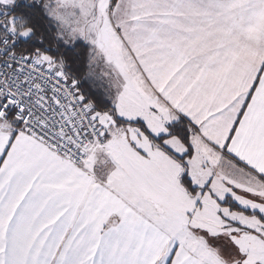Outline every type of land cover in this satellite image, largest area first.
<instances>
[{
	"label": "snow or ice",
	"instance_id": "obj_1",
	"mask_svg": "<svg viewBox=\"0 0 264 264\" xmlns=\"http://www.w3.org/2000/svg\"><path fill=\"white\" fill-rule=\"evenodd\" d=\"M0 264H264V0H0Z\"/></svg>",
	"mask_w": 264,
	"mask_h": 264
}]
</instances>
